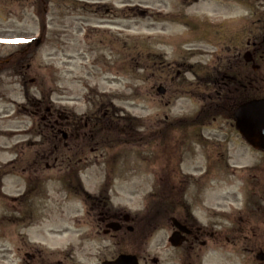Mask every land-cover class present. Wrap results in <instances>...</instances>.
I'll use <instances>...</instances> for the list:
<instances>
[{
  "label": "rangeland",
  "instance_id": "374dc122",
  "mask_svg": "<svg viewBox=\"0 0 264 264\" xmlns=\"http://www.w3.org/2000/svg\"><path fill=\"white\" fill-rule=\"evenodd\" d=\"M263 17L264 0H0V166L15 159L17 147L22 156L39 152L20 142L40 140L25 109L35 112L29 101L42 94L55 110L83 117L80 125L94 110L101 117L114 108L124 118L113 133L100 132L96 123V137H106L97 141L101 150L87 151L69 173L51 158L49 169L25 166L6 179L10 196L23 193L27 177L44 193L25 202L0 195V264H100L123 251L157 257L160 264H260L264 154L240 136L229 110L215 108L241 92L225 90V75L241 71L240 32ZM196 82L202 90L195 95ZM218 93L228 99L216 100ZM201 100L213 110L200 116L204 124L197 120ZM73 175L91 193L111 178V199L120 211L138 213L137 220L158 215L154 197L149 212L142 209L160 184L176 185L197 225L207 228L206 245L191 252L171 247L172 229L163 220L151 230L144 220L132 233H98L76 216L85 208L66 191L69 179L77 183ZM241 207L242 234L227 217ZM223 212L224 218L215 215ZM218 224L228 227L227 235L212 238Z\"/></svg>",
  "mask_w": 264,
  "mask_h": 264
},
{
  "label": "trees",
  "instance_id": "16d2710c",
  "mask_svg": "<svg viewBox=\"0 0 264 264\" xmlns=\"http://www.w3.org/2000/svg\"><path fill=\"white\" fill-rule=\"evenodd\" d=\"M42 98L40 100H30V104L28 106L31 107V109H35L36 111L31 113L29 111V114H31L33 117L37 118L40 120L38 121V127L35 128L36 134L41 136L42 138L38 143L35 144H27V146L30 148L33 146V150L35 147H38L40 150L37 153H32L30 156H25L26 161L21 162V159L23 158L20 157V160H16L8 165H4L0 167V187H1V182L2 178L6 175H16L19 173V170L21 167H28V169L32 168L39 170L43 164L45 163L46 160L50 159L47 156H44L45 154L49 156L50 155H55V156H64V139L62 136L63 131L68 130L71 134H73L72 137L77 138L79 135H82L85 130V125H80V123H76L82 118H78L74 114H66L64 112L55 110V108L48 102V97L45 96V94H42ZM108 111V110H107ZM115 111V110H114ZM131 122H135L136 120L133 118H129ZM90 120L92 122V129L91 131H96V123L99 122L100 126V132L103 133H111L113 130L117 131L119 129L120 121L124 120V118H119L118 116H115L113 113L105 112L101 117H99L98 113L92 114L90 117ZM90 122V123H91ZM104 124V126H101V124ZM139 125L134 124V128H136ZM132 127V126H131ZM43 129L46 131L48 136L45 134V131H39V129ZM64 145V147L62 146ZM62 146V148H60ZM31 149V148H30ZM38 154H42L39 156ZM36 155V156H35ZM29 158L32 160L34 159V163L31 165ZM56 160V159H55ZM67 157L62 160L61 163H66ZM28 163V164H27ZM25 170V169H24ZM75 182L73 180H70L68 184H74ZM35 184V183H33ZM36 189L34 185H30L28 192L19 198L17 201L20 202H25V200H28L29 196L31 193ZM170 200V206L168 209H171V206H174L175 203L182 198L181 196L177 197H172L171 195ZM160 203V202H159ZM21 219V218H20Z\"/></svg>",
  "mask_w": 264,
  "mask_h": 264
},
{
  "label": "flooded vegetation",
  "instance_id": "af4514ba",
  "mask_svg": "<svg viewBox=\"0 0 264 264\" xmlns=\"http://www.w3.org/2000/svg\"><path fill=\"white\" fill-rule=\"evenodd\" d=\"M253 25V26H252ZM251 26L245 28L244 31H241L242 38V61H238L236 64L242 63V68L239 74L236 76L233 75H225V79H228V82H224L223 84H227L228 86L225 90L231 91L235 94V92H240L238 95L240 97L229 98L224 96L221 93H218V100H224V104L218 105V109L224 113V111H228V108H234L238 105V102H244L247 99L253 98V95L256 97H262L264 93V17L262 19H258ZM242 29V27H241ZM254 35V36H253ZM239 53V56L241 55ZM234 66V62L232 64ZM236 85L238 88H234L233 91L231 87ZM224 93V92H223ZM237 95V96H238ZM228 109V110H227ZM95 208H93V216L94 223L92 226L98 228H102V225H105L111 222L114 219L118 218L115 214L110 212L107 213H97L95 212ZM178 217H183L181 222L187 225L190 229L193 230L192 234L186 240L187 250L191 252L192 250L197 248V244L201 243L203 246L206 245V242L201 241V237H203V229H200L196 223L194 222L191 216L184 217L183 214H179ZM122 220V219H121ZM131 221V220H130ZM132 221H135V219ZM238 232L242 234V216L240 217V224L238 227ZM211 237L215 236V231L212 229ZM155 259H151L150 256L146 257L144 260V264H151ZM159 264V262H158Z\"/></svg>",
  "mask_w": 264,
  "mask_h": 264
},
{
  "label": "water",
  "instance_id": "95a60500",
  "mask_svg": "<svg viewBox=\"0 0 264 264\" xmlns=\"http://www.w3.org/2000/svg\"><path fill=\"white\" fill-rule=\"evenodd\" d=\"M39 42V41H38ZM161 90V89H160ZM236 127L244 139L254 148L264 152V99H256L241 105L236 113ZM177 224V222H176ZM180 230L186 231L177 224ZM183 238L181 232H177L171 238L173 246H180ZM258 260L264 261V253L257 256ZM106 264H138L134 257L121 256L115 262Z\"/></svg>",
  "mask_w": 264,
  "mask_h": 264
},
{
  "label": "snow or ice",
  "instance_id": "6c2138e0",
  "mask_svg": "<svg viewBox=\"0 0 264 264\" xmlns=\"http://www.w3.org/2000/svg\"><path fill=\"white\" fill-rule=\"evenodd\" d=\"M4 42H19V41H4Z\"/></svg>",
  "mask_w": 264,
  "mask_h": 264
}]
</instances>
